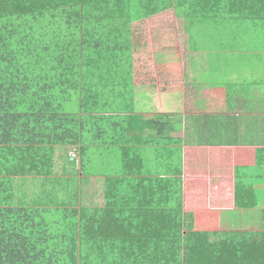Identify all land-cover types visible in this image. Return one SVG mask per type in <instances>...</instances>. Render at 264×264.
<instances>
[{"label":"trees","instance_id":"trees-1","mask_svg":"<svg viewBox=\"0 0 264 264\" xmlns=\"http://www.w3.org/2000/svg\"><path fill=\"white\" fill-rule=\"evenodd\" d=\"M171 12L188 48L212 51L216 67L264 44V0H0V264H264V209L256 230L222 229L225 193L182 195L151 178L161 170L133 139L145 130L132 94L152 55L145 23ZM164 124L146 122L150 143L162 144ZM58 151L79 174L104 176L105 204H79V174L55 173ZM163 172L199 189L191 168ZM16 178L40 193L27 200ZM232 198L235 211L256 207L237 188Z\"/></svg>","mask_w":264,"mask_h":264},{"label":"crops","instance_id":"crops-1","mask_svg":"<svg viewBox=\"0 0 264 264\" xmlns=\"http://www.w3.org/2000/svg\"><path fill=\"white\" fill-rule=\"evenodd\" d=\"M169 48L152 49L149 45L146 50L152 55L144 67L147 73L133 83L134 121L138 129L142 124L145 128L134 132L133 139L139 142L136 147L145 164L152 170H161L148 175L171 180L169 184L162 182L164 195H169L171 189L165 184L182 186V195L192 188L197 192L204 189L208 194L222 191L230 199L225 194L217 199V205L226 204L221 208V228L227 225L226 230H256L259 213L264 209V164L260 163L264 160L260 156L264 147V86H253L251 78H219L212 51H191L186 45L185 59L174 62L169 61ZM155 65L160 71L156 77ZM155 118L166 122L160 146L150 143L156 138V131L145 127L146 122ZM175 167L195 171L190 178L198 182L199 189L190 186L191 180L187 182L184 173L177 175L181 182L173 183L176 174L163 170ZM77 181L79 204L83 197L81 205L85 207L105 204L102 174H79ZM236 188L255 196L256 207L235 211L232 197ZM213 201L209 199L212 204ZM194 202L195 206L202 205L198 200Z\"/></svg>","mask_w":264,"mask_h":264},{"label":"rangeland","instance_id":"rangeland-1","mask_svg":"<svg viewBox=\"0 0 264 264\" xmlns=\"http://www.w3.org/2000/svg\"><path fill=\"white\" fill-rule=\"evenodd\" d=\"M164 25H166L167 27L166 31H165V27H163ZM157 29H159L161 33H157L156 32ZM144 31L147 32V36H148L147 41L149 45L152 46V49L156 48L155 45L158 44L159 46H163V44H165L164 46L170 47L168 49L171 51L170 53L171 59L169 61L179 62L185 59L187 36L186 33H184L183 31L182 19L179 18L174 12L158 15L155 18L151 19L150 21L146 20ZM253 33H259V32L255 31ZM156 34H159V38L157 39H156ZM258 39L260 41L261 37H258ZM244 48L245 49L243 50L246 51L247 49L250 52L248 54L246 52H243L242 53L243 57L240 56L238 60L235 59V61H229L224 63L223 65L221 64V66H218L219 67L218 71L220 73L219 78L230 79V80L236 78L237 79L251 78V80H257V81L258 80L260 81V79L264 78V44L262 46L250 45ZM161 55L163 56L165 54L161 53ZM249 57L250 60L247 59ZM178 70H179L178 67H176L174 70L175 72H177L176 73L177 76L179 75ZM59 152L60 151H58L56 155L57 158L55 161V173L62 175L63 177H65V175H68L70 173L73 176L79 174L80 171H79L78 161L68 160L69 162H67L65 160L64 154L62 153L61 156H59ZM62 166L65 167V170H70V172L62 171L61 170ZM15 186L16 188L17 187L19 188V186H21L20 192L22 194L21 193L20 194L25 195L27 200H30V198H33L36 194H39L41 191L39 187L40 185L37 186V184H35L34 182L22 181L20 178H16ZM64 195L65 194L61 192L59 193L60 197H63ZM82 202H84V197L82 198ZM223 229H228L227 225H224Z\"/></svg>","mask_w":264,"mask_h":264}]
</instances>
